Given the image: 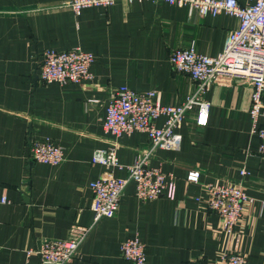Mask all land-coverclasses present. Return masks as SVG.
<instances>
[{
	"label": "crops",
	"instance_id": "1",
	"mask_svg": "<svg viewBox=\"0 0 264 264\" xmlns=\"http://www.w3.org/2000/svg\"><path fill=\"white\" fill-rule=\"evenodd\" d=\"M65 0H0V264H40L45 239H66L76 225H93L91 184L106 168L92 163L96 150L117 141L128 175L140 152L151 146L148 135L134 132L115 138L103 122L112 91L128 86L157 91L165 105H181L197 86L176 72L171 53L195 45L216 57L227 35L239 27L229 14L201 16L167 2H116L75 13ZM242 2H244L242 0ZM81 48L92 53L93 79L82 84H43L39 61L48 49ZM249 83L219 80L205 94L209 122L199 127L188 115L179 132L180 150L158 149L151 166L176 178L174 198L141 201L130 183L113 218L94 224L69 264H133L121 244L138 236L147 264H185L201 258L215 264L237 249L248 264H264V156L253 132ZM165 118L156 121L163 126ZM52 140L65 150L58 165L31 159L33 140ZM200 169L198 183L187 173ZM247 175H241L242 169ZM208 184L243 185L254 202L245 206L239 234L222 230L220 216L206 203Z\"/></svg>",
	"mask_w": 264,
	"mask_h": 264
},
{
	"label": "built area",
	"instance_id": "2",
	"mask_svg": "<svg viewBox=\"0 0 264 264\" xmlns=\"http://www.w3.org/2000/svg\"><path fill=\"white\" fill-rule=\"evenodd\" d=\"M153 1L167 2L177 7H188L201 16L229 14L239 19V27L228 33L221 54L216 57L200 54L195 45L179 48L170 55V63L178 73H184L196 81L195 91L181 105H165L160 94L151 90L137 92L128 86L112 91L103 128L115 138L144 132L151 142L143 149L130 166H126L127 177L113 174V169L123 166L117 155V141L109 149L96 150L93 164L106 168L102 176L91 184L93 192V225H76L66 239H45L38 254L40 264H69L80 253V248L94 224L101 219L113 218L120 209L121 199L130 183L135 184L136 195L143 201L161 196L174 198L176 178L151 166V158L158 149L180 150L182 135L179 130L187 116L196 113L195 122L205 127L209 122L210 104L205 94L219 80L249 83L252 88L250 115L253 132L261 140L259 152L264 156V0H65L61 8L80 13L90 7H110L116 2ZM95 60L92 53L81 48L67 51L45 50L39 61V79L43 84H82L93 79L91 66ZM165 118L163 126L156 121ZM31 159L37 163L58 166L65 161V150L52 140H33ZM247 170L242 169L245 177ZM201 170L191 169L186 176L188 183H198ZM207 207L221 219L222 230L229 236L239 234L245 206L254 202L243 185L208 184L206 186ZM6 196L0 198L7 204ZM1 226V219H0ZM121 255L133 264H147L146 246L138 236L122 242ZM185 264H210L203 258ZM215 264H248L247 257L237 249L223 253Z\"/></svg>",
	"mask_w": 264,
	"mask_h": 264
}]
</instances>
